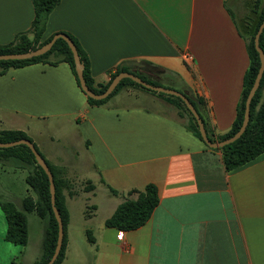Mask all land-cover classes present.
Wrapping results in <instances>:
<instances>
[{
    "label": "crops",
    "instance_id": "crops-1",
    "mask_svg": "<svg viewBox=\"0 0 264 264\" xmlns=\"http://www.w3.org/2000/svg\"><path fill=\"white\" fill-rule=\"evenodd\" d=\"M256 6L264 0H61L41 41L60 32L77 38L96 84L132 63L184 94L216 137L236 118ZM34 17L32 0H0V44L29 31ZM49 61L0 68V131L25 133L56 170L69 213L62 264H264V154L227 171L221 151L190 131L189 115L165 96L125 87L90 105L62 56ZM32 171L0 161L1 200L18 210L26 197L37 200L27 182ZM149 184L159 195L151 219L130 232L107 228L117 208ZM31 214L22 247L6 240L0 207V264L42 256L43 237L41 249L28 253Z\"/></svg>",
    "mask_w": 264,
    "mask_h": 264
},
{
    "label": "trees",
    "instance_id": "trees-1",
    "mask_svg": "<svg viewBox=\"0 0 264 264\" xmlns=\"http://www.w3.org/2000/svg\"><path fill=\"white\" fill-rule=\"evenodd\" d=\"M60 1L61 0H32L35 17L30 30L17 34L14 40L8 44H0V55L26 53L36 50L50 42L56 34H53L44 42H42L41 39L43 33L45 32L48 17L60 4ZM256 10V13H258L256 24L252 32L246 38L247 50L250 57V66L244 77L243 92L237 107L236 118L228 133L216 137L208 136L213 142H222L233 137L236 133H238L244 121L246 102L260 68V59L255 48L254 39L259 26L264 20V6L262 8H258V6H256ZM57 34H65L74 42L79 52L80 59L84 64V79L86 85L93 93H104L112 80L117 75L124 72L138 76L149 84L161 86L158 82L152 81L135 71L132 63H125L117 67L111 74L109 83L106 85L96 84L91 76L89 58L78 39L65 32ZM259 44L264 51V31L260 36ZM55 54L62 56V60L70 65L77 80V84L80 87L73 54L68 44L62 39L57 40L52 49L43 56L24 61L0 62V68L3 73L10 68L17 69L35 63H48L50 62V57ZM125 87L139 88L153 94H158L159 96H165L181 112L189 115L191 121L188 125V129L192 131L200 140H203L196 119L180 98L156 93L129 79H124L107 99L98 101L87 97L88 102L90 105H103ZM19 140H30V138L25 133L20 131H0L1 143L16 142ZM213 150L221 151L223 155V163L227 171L237 170L264 154V74L262 76L260 86L251 102L250 121L244 134L234 143L229 144L222 149ZM8 160H16L22 166H32L34 168L33 173L27 178V182L34 192H37L39 198L37 201L30 196L26 197L23 200L22 210H18L14 204L10 202H3L0 199V207L5 213L8 222L6 240L18 246H26L29 239L27 214L35 213L46 223V233L43 241V254L35 264H47L54 254L58 239V223L55 219L51 205L48 177L44 170L37 164L34 154L27 146L21 145L9 149H0V161ZM47 165L54 177L56 185V207L60 212L64 225L63 246L58 259L55 262V264H62L66 258L67 251L66 229L69 222V213L65 204L62 187L56 177V170L49 163H47ZM111 191L116 194L114 190ZM137 193L138 198L136 200L128 198L117 208L112 217L105 222V226L107 228L116 229L121 232H130L141 228L151 219L154 210L159 205L157 187L153 184H149L143 191ZM87 237L90 243H95V239L90 231L87 232Z\"/></svg>",
    "mask_w": 264,
    "mask_h": 264
},
{
    "label": "water",
    "instance_id": "water-1",
    "mask_svg": "<svg viewBox=\"0 0 264 264\" xmlns=\"http://www.w3.org/2000/svg\"><path fill=\"white\" fill-rule=\"evenodd\" d=\"M263 31H264V20L262 21L261 25L259 26L258 31L255 35V39H254L255 48H256V51L258 52L259 59H260V68H259L257 77L255 79L254 85H253V87L249 93L247 102H246V109H245V115H244V121H243L242 127L240 128L238 133H236L233 137L226 139L222 142H213L209 139L205 125L202 121V118L200 117L199 113L197 112V110L194 107V105L192 104V102L184 94H182L176 90L149 84L146 81L139 78L138 76L124 72V73H120L119 75H117L112 80L109 87L107 88V90L104 93H102V94L93 93L91 90H89V88L86 85V82L84 79V64L82 63V61L80 59L77 47L75 46L74 42L65 34H56L50 42H48L47 44H45L42 47H40L36 50H33V51H29L26 53H18V54H2V55H0V62L24 61V60H30V59H33L36 57L43 56V55L47 54L52 49V47L54 46V44L56 43L57 40L62 39L68 44V46H69V48L73 54L76 73H77V76H78V79L80 82V87H81L82 91L86 94L87 97L94 99V100H98V101L105 100L115 91V89L118 87V85L124 79H129V80H132L133 82L143 86L144 88L151 90V91H154L156 93H162L165 95L180 98L185 103L186 107L192 113L194 118L196 119L201 137L203 139V142L211 149H222L223 147L237 141L244 134V132H245V130L249 124V121H250V105H251V102H252V100H253V98H254V96H255V94H256L259 86H260V82H261L262 76L264 74V51L262 50V48L260 47V44H259V39H260V36L263 33ZM21 145L27 146L32 151V153L35 156L37 164L44 170V172L46 173L48 180H49L51 205H52V209H53V212L55 215V219L58 223V239H57V245H56L54 254L47 264H55L56 260L58 259L59 254L61 252L62 246H63L64 225H63V221H62V217L60 215V212L56 207V185L54 182V177H53V174H52L51 170L49 169V166L47 165L46 161L39 154V152L35 148L34 144L30 140H19V141L10 142V143H1L0 142V149H9V148H14V147L21 146Z\"/></svg>",
    "mask_w": 264,
    "mask_h": 264
},
{
    "label": "rangeland",
    "instance_id": "rangeland-1",
    "mask_svg": "<svg viewBox=\"0 0 264 264\" xmlns=\"http://www.w3.org/2000/svg\"><path fill=\"white\" fill-rule=\"evenodd\" d=\"M33 170H34V168H33ZM32 173H33V171L31 172V174ZM3 178L4 177H2L0 175V180L3 181L4 180ZM17 180L21 181L19 176H18ZM18 185H19V183H18ZM19 189H22V187L21 188L20 187L16 188L17 191H19ZM31 193L34 194L33 192H31ZM35 194L37 196V201H38L39 196H38L36 191H35ZM29 221H30V227H31V233H30L31 234V244L29 246L28 253L31 254V253L36 252V250L39 251L41 249L42 237L44 238V233H43V236H42V234L40 232V229H41V225L40 224H44L45 225L46 223L43 220H41L35 213L29 215ZM79 233L80 232L78 231L77 232V239L78 240H80V239L84 240L85 239L84 235L83 234H79ZM78 240H77V242H78ZM77 245H78V243H77ZM78 247H79V245H78Z\"/></svg>",
    "mask_w": 264,
    "mask_h": 264
},
{
    "label": "built area",
    "instance_id": "built-area-1",
    "mask_svg": "<svg viewBox=\"0 0 264 264\" xmlns=\"http://www.w3.org/2000/svg\"><path fill=\"white\" fill-rule=\"evenodd\" d=\"M186 58H187V60H189V61H191V59H192L191 56H187Z\"/></svg>",
    "mask_w": 264,
    "mask_h": 264
}]
</instances>
